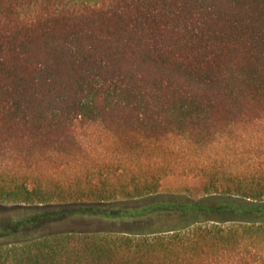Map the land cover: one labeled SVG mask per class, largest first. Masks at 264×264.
<instances>
[{
	"label": "trees",
	"instance_id": "obj_1",
	"mask_svg": "<svg viewBox=\"0 0 264 264\" xmlns=\"http://www.w3.org/2000/svg\"><path fill=\"white\" fill-rule=\"evenodd\" d=\"M252 128L264 0H0V264H219L201 226H264V150L195 199L167 149Z\"/></svg>",
	"mask_w": 264,
	"mask_h": 264
},
{
	"label": "rangeland",
	"instance_id": "obj_2",
	"mask_svg": "<svg viewBox=\"0 0 264 264\" xmlns=\"http://www.w3.org/2000/svg\"><path fill=\"white\" fill-rule=\"evenodd\" d=\"M258 129L261 128L258 127ZM253 130L254 128L250 131L241 130L233 133L229 141L219 138L213 145L199 151L188 147H175V145L168 148V154L176 158V161H172V164L169 160L170 167H176L177 172L174 175L175 177L169 176L168 179L163 181L160 187L161 192L184 193L191 198L198 199L203 196L205 186H208L203 177H194L193 173L201 174L200 170L216 173L212 177L213 179L218 177L220 182L214 180L209 182L212 190H214V185L219 187V184L222 183L225 177L224 173L226 175L233 173L234 175H242V177L247 175L257 163L254 154L261 149L264 150V129L261 131ZM88 134L105 135L100 127L88 129ZM94 149L98 154L111 150L107 147H101V145H97ZM160 163L161 161L157 165ZM182 173L190 176L181 175L178 177ZM185 177L190 178L184 179ZM201 227H203L201 228V230H204L203 233L208 231L211 235H214L222 232L229 238L223 241L224 244L217 246L222 253L219 258L214 260H217L219 264H264V226H245L233 223L216 226L210 223L207 227L205 225ZM214 253L213 249H208L205 254L213 259L216 257V253L215 255Z\"/></svg>",
	"mask_w": 264,
	"mask_h": 264
}]
</instances>
